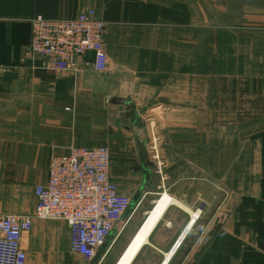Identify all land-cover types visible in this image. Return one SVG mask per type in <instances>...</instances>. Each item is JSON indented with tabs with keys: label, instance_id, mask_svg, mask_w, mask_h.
I'll list each match as a JSON object with an SVG mask.
<instances>
[{
	"label": "crops",
	"instance_id": "1",
	"mask_svg": "<svg viewBox=\"0 0 264 264\" xmlns=\"http://www.w3.org/2000/svg\"><path fill=\"white\" fill-rule=\"evenodd\" d=\"M87 8L105 23L103 67L87 53L58 73L29 53L34 16ZM153 108L161 182L126 137L142 142ZM72 146L110 148L111 180L130 199L125 227L90 262L64 221L32 217L51 157ZM5 215L32 217L25 264H264V0H0Z\"/></svg>",
	"mask_w": 264,
	"mask_h": 264
},
{
	"label": "built area",
	"instance_id": "2",
	"mask_svg": "<svg viewBox=\"0 0 264 264\" xmlns=\"http://www.w3.org/2000/svg\"><path fill=\"white\" fill-rule=\"evenodd\" d=\"M31 25L29 53L43 57L49 70L64 72L87 53L95 54L97 68L103 67L106 29L94 9L80 10L70 19L36 15ZM151 154L152 160L159 157L155 148ZM34 195L32 217L64 221L72 250L86 261L96 258L112 230L125 227L122 217L130 199L110 180V151L106 146H72L65 154L52 156L47 182L35 186ZM32 217L0 216V264H25L21 238L30 231Z\"/></svg>",
	"mask_w": 264,
	"mask_h": 264
},
{
	"label": "rangeland",
	"instance_id": "3",
	"mask_svg": "<svg viewBox=\"0 0 264 264\" xmlns=\"http://www.w3.org/2000/svg\"><path fill=\"white\" fill-rule=\"evenodd\" d=\"M160 122H162L161 109L160 108L159 109L153 108V109L149 110L143 116V120H142L143 124L138 126V128H140L139 131L142 130V132H141L143 134V136H141L143 138L142 142H139V139H138L139 137H136V134H134L133 131L129 132V133L133 134V136H131L129 134L126 135V137L137 140L136 144L138 146V149L139 150L141 149V152H142L141 156L139 157V160L141 159V161L144 163V165L146 164L145 162L149 163L148 166L149 167L151 166V168H153L155 175L157 177V180L159 182H161V179H162V172L161 171L167 163L166 162L167 159L165 157H163L162 153H161L164 144H163V137H162V132H161L162 128H161ZM152 148H155L159 153V157L156 159H153V160L151 159V156H150V155H152L151 154ZM109 151H110V175H111L110 180H111L112 179V166H113L114 159H113L112 150H110V148H109ZM157 167H158V169H157ZM111 181L114 183L113 180H111ZM117 190L121 195H124L120 189H117ZM157 192L159 194L156 195L154 197V199L148 200V202L146 204H144V206L142 207L141 215L145 216L144 220L146 219L147 215H150L152 213L151 211L154 208L156 202H158V200H160L164 194H167V193L161 192V190L157 191ZM143 194H145V192ZM160 206H162V205H160ZM134 208L136 210L137 206ZM134 208H132L131 211H129V212H132V210L135 211ZM144 220H143V222H144Z\"/></svg>",
	"mask_w": 264,
	"mask_h": 264
},
{
	"label": "bare ground",
	"instance_id": "4",
	"mask_svg": "<svg viewBox=\"0 0 264 264\" xmlns=\"http://www.w3.org/2000/svg\"><path fill=\"white\" fill-rule=\"evenodd\" d=\"M47 179H48V177H47ZM172 202L175 203V201H172ZM190 213H191L192 217H197L199 215V212H195V213L190 212Z\"/></svg>",
	"mask_w": 264,
	"mask_h": 264
},
{
	"label": "water",
	"instance_id": "5",
	"mask_svg": "<svg viewBox=\"0 0 264 264\" xmlns=\"http://www.w3.org/2000/svg\"><path fill=\"white\" fill-rule=\"evenodd\" d=\"M93 264V263H92Z\"/></svg>",
	"mask_w": 264,
	"mask_h": 264
}]
</instances>
